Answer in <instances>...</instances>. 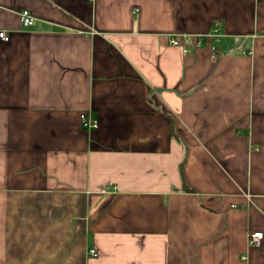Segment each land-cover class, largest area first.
Wrapping results in <instances>:
<instances>
[{"label":"crops","instance_id":"0c3cea01","mask_svg":"<svg viewBox=\"0 0 264 264\" xmlns=\"http://www.w3.org/2000/svg\"><path fill=\"white\" fill-rule=\"evenodd\" d=\"M0 32V264H264V0H0Z\"/></svg>","mask_w":264,"mask_h":264},{"label":"built area","instance_id":"2783aa9c","mask_svg":"<svg viewBox=\"0 0 264 264\" xmlns=\"http://www.w3.org/2000/svg\"><path fill=\"white\" fill-rule=\"evenodd\" d=\"M20 17H21V22H22L24 27L33 26L35 20L29 12L23 11L20 14ZM208 37H214L217 40L220 38L219 24L215 25L213 33L211 35H208ZM0 39L3 42H8L9 36L7 35L6 32H0ZM201 40H202V37L199 38V42L196 44V47H201ZM171 44L173 46H179L180 41H179V39H173V40H171ZM184 52L187 53L188 51L184 50ZM81 122H82L83 128L86 130H93V129H96L98 126L97 121L87 113H84L81 115ZM111 189L116 190L117 188L112 187ZM107 191H110V187L107 188V190L105 192H107ZM262 240H263V233H252L248 237V244L250 247H256L257 248L261 245ZM90 256L91 257H97L98 254H97L96 250H91Z\"/></svg>","mask_w":264,"mask_h":264}]
</instances>
